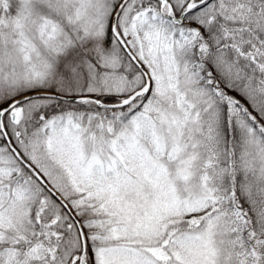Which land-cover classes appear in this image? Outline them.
I'll list each match as a JSON object with an SVG mask.
<instances>
[{"label":"snow or ice","instance_id":"1","mask_svg":"<svg viewBox=\"0 0 264 264\" xmlns=\"http://www.w3.org/2000/svg\"><path fill=\"white\" fill-rule=\"evenodd\" d=\"M0 264H264V0H0Z\"/></svg>","mask_w":264,"mask_h":264}]
</instances>
